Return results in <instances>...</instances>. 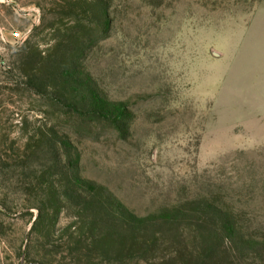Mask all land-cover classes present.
Masks as SVG:
<instances>
[{
    "label": "rangeland",
    "instance_id": "374dc122",
    "mask_svg": "<svg viewBox=\"0 0 264 264\" xmlns=\"http://www.w3.org/2000/svg\"><path fill=\"white\" fill-rule=\"evenodd\" d=\"M0 27L29 31L0 44V264H179L99 246L47 192L72 175L121 218L215 202L243 243L220 264H264V0H8Z\"/></svg>",
    "mask_w": 264,
    "mask_h": 264
},
{
    "label": "trees",
    "instance_id": "16d2710c",
    "mask_svg": "<svg viewBox=\"0 0 264 264\" xmlns=\"http://www.w3.org/2000/svg\"><path fill=\"white\" fill-rule=\"evenodd\" d=\"M106 29L107 24H104L102 30ZM54 104L49 102L51 108L55 107ZM68 110L82 116L76 105H70ZM99 112L102 119H110L106 108L101 106ZM64 146L69 148L66 143ZM58 185L54 186L53 182L47 180L49 195L69 202L77 199L84 203L81 213L91 217L94 239L97 238L99 246L108 250L117 245L127 250L138 247L151 255L157 251L162 255L167 253L169 259L179 264H220L222 261L230 263L227 256L219 255L225 253L227 244L243 246L232 214L224 212L219 204L209 200L191 198L183 205H170L147 218H121L118 215V207H121L119 202L108 190L94 182L83 184L82 187L80 178L72 175L63 185ZM58 214L55 211L56 217ZM113 219L117 224L111 225ZM41 220L42 213L39 212L35 223ZM154 227L161 231H153ZM111 230L121 233L115 234ZM105 235L109 237L105 238Z\"/></svg>",
    "mask_w": 264,
    "mask_h": 264
},
{
    "label": "built area",
    "instance_id": "2783aa9c",
    "mask_svg": "<svg viewBox=\"0 0 264 264\" xmlns=\"http://www.w3.org/2000/svg\"><path fill=\"white\" fill-rule=\"evenodd\" d=\"M6 4H8V0H0V7ZM28 33H29L28 30L24 33L19 31L6 32L4 28L0 27V44H6V45L20 44L25 41Z\"/></svg>",
    "mask_w": 264,
    "mask_h": 264
}]
</instances>
